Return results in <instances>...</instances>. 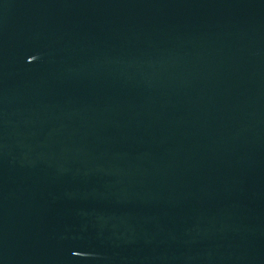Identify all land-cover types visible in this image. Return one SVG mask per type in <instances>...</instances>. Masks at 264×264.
I'll use <instances>...</instances> for the list:
<instances>
[{"label":"water","instance_id":"1","mask_svg":"<svg viewBox=\"0 0 264 264\" xmlns=\"http://www.w3.org/2000/svg\"><path fill=\"white\" fill-rule=\"evenodd\" d=\"M0 264H264V0H0Z\"/></svg>","mask_w":264,"mask_h":264}]
</instances>
